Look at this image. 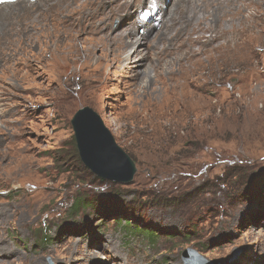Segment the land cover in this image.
<instances>
[{"label":"rangeland","instance_id":"374dc122","mask_svg":"<svg viewBox=\"0 0 264 264\" xmlns=\"http://www.w3.org/2000/svg\"><path fill=\"white\" fill-rule=\"evenodd\" d=\"M11 1L6 31L24 34L27 51L12 74L0 55V264H187L188 250L206 264H264V22L229 52L184 59L182 71L175 41L164 39L169 56H149L145 67L158 66L143 89L146 76L135 74L148 68L125 55L109 61L118 19L112 31L104 12L87 22L70 0ZM54 1L77 19H48L40 35L36 15ZM84 106L134 158L132 182L81 161L71 120Z\"/></svg>","mask_w":264,"mask_h":264},{"label":"bare ground","instance_id":"6f19581e","mask_svg":"<svg viewBox=\"0 0 264 264\" xmlns=\"http://www.w3.org/2000/svg\"><path fill=\"white\" fill-rule=\"evenodd\" d=\"M70 1L72 3L76 2L79 6L88 10V14L86 15L88 17L87 22L90 18L96 20L98 16L104 12L107 21H104L103 25L106 29L110 28L114 31L112 23L114 20L118 19V24L124 27L113 36L115 41H117V37L119 39V44L117 43L119 49L117 51L115 50L117 55L112 56L109 61L115 62L125 55L129 60L126 65L132 64V66L145 67L149 56L152 54L157 57V59L156 57L154 58L159 63V60H163L169 56L168 54L170 53L169 49L165 47L166 44L160 47L159 43H163L164 39L169 40L168 38H173L171 39L175 41L174 45H172L173 51L181 52L180 57L177 56L174 62L177 64L178 61V67L182 71L184 59L201 60V57L208 52H218L221 54L223 52H229L232 46V40H240L249 31L251 25L264 22V0H175L167 10L165 7L172 0ZM11 5H13L11 0H0V45L2 48V53H0V55L5 56V68L10 74H12L13 69L14 73H16L20 68L24 67L25 63L20 59V55L27 51L26 42H24V34L22 37L19 34H12V32L8 30V27L6 31L5 21L9 23L6 14H8V11L11 9ZM52 10L53 13H50L49 16V12ZM69 10L70 9H67L61 12L57 8V3L54 1L51 2L50 6L47 7L43 13H38L36 17L39 20H36V29L39 28L38 31L40 30V35H42L44 30L50 28L48 19L52 20L54 27L56 26L55 21L58 22L59 25H67L71 22L72 18L76 20V13L78 12H69ZM139 20H144V23H147L146 20L155 22L150 21L145 27L143 26L144 28L142 31L135 27ZM176 26H178L179 29H175ZM154 28H157V32L152 35L151 32ZM152 36H155L153 43H151ZM157 39L158 41H155ZM65 44L68 43L66 42ZM133 46L134 49L128 51V49ZM142 49L147 50L144 56H140ZM153 65L154 70H156L158 65ZM153 65L149 63V66L153 67ZM152 67L149 68L146 66L145 68L148 69L143 68L140 70L141 76L139 73L135 74V78L137 79L144 75L146 76L143 89L149 87L154 81L155 76L153 79L150 76ZM153 72L154 71H152V73ZM156 77L158 78V75ZM1 157H5V155H1ZM22 162L18 164V168L16 167L17 171L24 172L26 170L25 165H23L25 163ZM0 167L4 168L1 164ZM5 178L8 180L10 177L7 175Z\"/></svg>","mask_w":264,"mask_h":264},{"label":"water","instance_id":"95a60500","mask_svg":"<svg viewBox=\"0 0 264 264\" xmlns=\"http://www.w3.org/2000/svg\"><path fill=\"white\" fill-rule=\"evenodd\" d=\"M79 156L97 176L116 183L132 182L137 172L134 158L116 141L102 117L90 106L80 108L71 120ZM187 264H206L193 250L185 254Z\"/></svg>","mask_w":264,"mask_h":264},{"label":"trees","instance_id":"16d2710c","mask_svg":"<svg viewBox=\"0 0 264 264\" xmlns=\"http://www.w3.org/2000/svg\"><path fill=\"white\" fill-rule=\"evenodd\" d=\"M86 201L83 199L81 201H78V203H76V205H84ZM119 222H122L119 220ZM125 226V225H124ZM125 230L127 232H130L134 235H140V236H146L151 242H155L157 240L158 235L155 232H152L150 230H146L142 227H137L136 225H132L130 223H128V225H126Z\"/></svg>","mask_w":264,"mask_h":264}]
</instances>
